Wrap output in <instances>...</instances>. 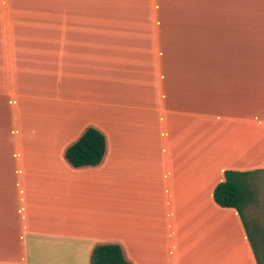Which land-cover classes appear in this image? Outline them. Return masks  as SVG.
Wrapping results in <instances>:
<instances>
[{
    "label": "crops",
    "instance_id": "crops-1",
    "mask_svg": "<svg viewBox=\"0 0 264 264\" xmlns=\"http://www.w3.org/2000/svg\"><path fill=\"white\" fill-rule=\"evenodd\" d=\"M154 1L157 55L75 36L11 56L0 264H90L100 243L131 264H256L213 190L225 170L264 169V0ZM88 126L105 153L74 166L65 149Z\"/></svg>",
    "mask_w": 264,
    "mask_h": 264
},
{
    "label": "rangeland",
    "instance_id": "rangeland-1",
    "mask_svg": "<svg viewBox=\"0 0 264 264\" xmlns=\"http://www.w3.org/2000/svg\"><path fill=\"white\" fill-rule=\"evenodd\" d=\"M148 3L155 1L0 0V79L4 78V71L15 53H22L26 58L22 59L23 64L38 62L29 57L51 52L53 47L60 46L54 41H40L56 37L125 40L136 43L145 52L156 47L154 53L157 55V29L152 27L153 9L152 5L147 9ZM7 118L10 120L11 116L1 111L0 133L7 138L0 140V165L11 164L15 160ZM32 127L31 131L36 129V126ZM258 183L261 186L258 199L264 205V173ZM261 204L258 207L253 204L256 206L253 212L264 221V206Z\"/></svg>",
    "mask_w": 264,
    "mask_h": 264
},
{
    "label": "trees",
    "instance_id": "trees-1",
    "mask_svg": "<svg viewBox=\"0 0 264 264\" xmlns=\"http://www.w3.org/2000/svg\"><path fill=\"white\" fill-rule=\"evenodd\" d=\"M105 136L96 127L88 126L65 149L66 160L74 166L98 164L105 153ZM264 169L250 171L225 170L224 179L213 190V198L220 207L234 208L244 231L256 264H264V221L253 212L262 203L258 199L260 179ZM264 204V203H263ZM262 205V204H261ZM264 206V205H262ZM90 264H131L116 243H100L93 247Z\"/></svg>",
    "mask_w": 264,
    "mask_h": 264
}]
</instances>
